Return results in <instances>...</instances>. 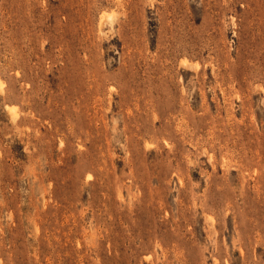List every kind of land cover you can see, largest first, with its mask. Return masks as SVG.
<instances>
[{
    "label": "rangeland",
    "instance_id": "374dc122",
    "mask_svg": "<svg viewBox=\"0 0 264 264\" xmlns=\"http://www.w3.org/2000/svg\"><path fill=\"white\" fill-rule=\"evenodd\" d=\"M0 264H264V0H0Z\"/></svg>",
    "mask_w": 264,
    "mask_h": 264
}]
</instances>
